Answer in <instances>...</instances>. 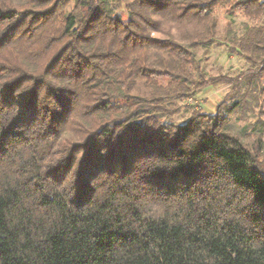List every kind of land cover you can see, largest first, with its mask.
Masks as SVG:
<instances>
[{"label":"trees","instance_id":"16d2710c","mask_svg":"<svg viewBox=\"0 0 264 264\" xmlns=\"http://www.w3.org/2000/svg\"><path fill=\"white\" fill-rule=\"evenodd\" d=\"M262 96L264 0H0V264H264Z\"/></svg>","mask_w":264,"mask_h":264},{"label":"rangeland","instance_id":"374dc122","mask_svg":"<svg viewBox=\"0 0 264 264\" xmlns=\"http://www.w3.org/2000/svg\"><path fill=\"white\" fill-rule=\"evenodd\" d=\"M218 15V33L223 36L229 24L233 29L238 32L244 27L245 24L250 25L251 21H248L244 15L237 13L236 16L228 15L225 8H219L217 10ZM202 49L199 53H202ZM204 64L206 70L213 74L218 75L219 73H225L231 76H236L242 70L247 68V63L237 56H229L224 44L216 45L211 47L205 58ZM231 87L228 84H219L210 86L204 89L198 94L195 99L189 100V103L194 107L202 111L214 112L216 106L223 102L227 95L231 93ZM252 106L253 111H248L247 114L237 113L232 117V126L236 132H241L246 127L248 128V134L243 131L245 139H247L251 144L254 142L259 135V132L263 128L264 123V96L261 97L258 105L255 103L249 105ZM188 115L187 111H182L180 115L176 116L177 119H182ZM263 138V148L260 152L259 166L264 172V132L262 134Z\"/></svg>","mask_w":264,"mask_h":264}]
</instances>
